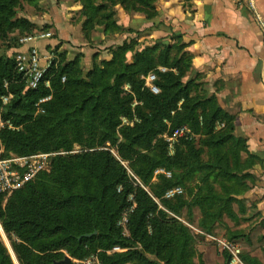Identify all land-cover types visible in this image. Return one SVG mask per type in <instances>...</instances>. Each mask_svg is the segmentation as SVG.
Here are the masks:
<instances>
[{
    "label": "trees",
    "instance_id": "obj_1",
    "mask_svg": "<svg viewBox=\"0 0 264 264\" xmlns=\"http://www.w3.org/2000/svg\"><path fill=\"white\" fill-rule=\"evenodd\" d=\"M17 1L0 0V29L29 24L14 20ZM74 1L82 5L85 35L99 24L111 35L120 30L119 10L140 12L152 19L159 0ZM170 39L171 43L137 50L131 62L126 56L135 43H124L112 60L96 66L87 79L78 65L57 60L46 75L51 91L43 85L32 90L21 81L14 63L18 42L10 47L12 56L0 57V108L1 96H12L1 116L15 128L21 127L0 131L7 152L31 155L68 152L73 144L89 149L109 144L129 162L139 181L135 184L109 151L53 157L49 174H41L15 191L6 211L0 209L5 231L22 242L12 245L20 264L62 261L66 256L61 250L78 260L96 254L100 264H196V258L203 264L190 230L180 221L183 211L190 219L198 208V227L206 234H212L218 225L224 227V216L235 218L232 196L240 193L251 166L250 156L241 159L247 153L246 142L234 135L233 116L221 109L214 95L207 96L201 75L193 73L181 36L171 35ZM159 67L166 70L161 72ZM150 72L156 77L157 95L144 86L142 77ZM128 84L131 94L125 95L123 87ZM48 95L51 100L43 105L44 113L34 116L35 103ZM133 98L142 103L136 108L139 122L121 128L118 142L119 119L132 117ZM165 121L171 130L188 125L192 133L191 138L179 140L171 157L160 137L169 131ZM158 168L170 171L171 177L160 174L152 182ZM176 186L182 187L183 194L165 199V192ZM130 194L135 207L128 216L129 234L125 235L118 222L131 207ZM115 246L125 250L108 254ZM222 256L228 264V255ZM243 261L262 264L249 254H243ZM0 264H12L1 243Z\"/></svg>",
    "mask_w": 264,
    "mask_h": 264
},
{
    "label": "crops",
    "instance_id": "obj_2",
    "mask_svg": "<svg viewBox=\"0 0 264 264\" xmlns=\"http://www.w3.org/2000/svg\"><path fill=\"white\" fill-rule=\"evenodd\" d=\"M254 3L264 21V0ZM122 25L143 39L168 42L171 35L181 36L207 96L214 95L221 109L233 116L234 135L246 142L241 159L251 157L245 172L249 177L232 196L235 218L224 219L226 229L241 230L251 217L264 220V45L251 11L241 0H160L155 18L125 14ZM58 35L61 39L67 33Z\"/></svg>",
    "mask_w": 264,
    "mask_h": 264
},
{
    "label": "rangeland",
    "instance_id": "obj_3",
    "mask_svg": "<svg viewBox=\"0 0 264 264\" xmlns=\"http://www.w3.org/2000/svg\"><path fill=\"white\" fill-rule=\"evenodd\" d=\"M156 7H157V3H156ZM81 10H82L81 3L74 0H18L15 7L16 14L14 20L23 19L27 21L29 24L14 27L9 30H5L4 28L0 29V57L12 56L14 53L13 52L14 49L10 47L14 45L15 42H18L19 37L23 36L24 33H28L34 30H39L41 28H49L53 31L52 39L48 41L39 42L37 44L38 48L44 53H48L50 51L55 52L57 56V60L58 61L62 60V63H73L78 65L81 71V76L87 79V76L89 75L88 73L92 71L96 66H102L103 62L112 60L114 54L118 51V47L123 46L124 43H127V45L128 44L132 45L135 43L133 50L128 52L126 56L127 61L131 62L135 52L145 46H152L153 44L156 43L172 42L171 39L168 42L159 41L155 38L143 39V35H136L138 33L135 31L129 32L133 30L129 28H124L122 25V19L124 18V15L125 14H128L130 16H135L139 14L143 16L145 15L140 12L127 13L124 12L123 10H119L116 15V19L120 26V30L118 32L112 33L111 35L105 34L103 26L99 24L93 27L92 30H89L88 35H85V32L83 31V26L86 18L82 16ZM52 28L53 29L56 28L55 29L56 33ZM72 29L74 31H72ZM75 30L76 31L78 30V32L80 31L82 35H76ZM59 31L62 32V34L66 32L67 35L62 36L63 38L59 39V37L61 36L58 35ZM126 33L127 34L130 33L131 35L128 36L116 35V34H126ZM149 74H151V72ZM147 75L145 77H147ZM145 77H142V79H144V86L148 88V86L146 85ZM4 86L5 88H7V83H5ZM123 94L125 95L131 94L129 84L123 87ZM3 97L4 96H1L2 107L0 108V115L4 110L3 109L4 105H6L11 99L10 98L8 102L4 103L2 100ZM139 106H142V103L137 101L135 98H133V101L130 106L132 117H127V116L120 117L119 126L117 127V136L119 139L118 142L121 141V135L119 133V130H121V128L133 127L135 123L139 122V118L137 116V111H136V108ZM37 115L39 114H36L34 112V116ZM7 122L10 124V127L8 125H5L4 127L0 128V131L5 127L12 131L14 130L17 131L21 129V127L15 128L9 120H7ZM165 123L169 131H167L160 137L166 144L167 155L171 157L175 155V149H174V153L170 155L167 148L166 138L173 132V130H171L170 123L168 121H165ZM195 139L198 140L200 139V137L195 136ZM178 142L175 144V148ZM95 150L109 151L116 158V160L125 168L129 178L135 181V184H139L138 179L136 178V176L134 175V173L130 168L129 162L123 161L121 157L118 155L117 148L111 147L109 144H106V146L102 147V149L101 148L89 149L82 145L73 144L72 149L68 152L58 151V152L33 153L31 155L47 154V158L44 160L45 161L44 170L39 172L37 176L29 183L35 182L41 174H49L51 172L53 166L52 165L53 157L59 155L63 156L66 154L74 155L86 151L92 152ZM0 156L2 158H9L12 156L19 157V156H29V155H18L12 152H7L2 142L0 141ZM203 157L206 158L205 155H203ZM151 181L157 182V178H154L153 176ZM27 184H25L20 189H23ZM120 190H121V186H119L118 188V191ZM14 193L15 191L11 195L2 196L0 198V209L2 211H6ZM129 203L131 204L132 207V202L129 201ZM183 212L184 213H182V217L180 218V221L190 230L194 238V247L203 264H224V260L221 259V255H220L221 253H219V251L216 249V245L214 244L213 241L210 240L208 236L227 238L229 240L236 241L241 245L243 249V254H249L252 257H256L257 259L260 260L262 264H264V220H260L259 217H251L247 219V221L245 222L246 223L245 228L231 232L228 229H226L227 231L225 230V227L227 228V224L224 221L225 218L228 219L231 218L224 216L223 217L224 227L218 225L215 227L212 234H206L201 228L198 227V221L199 219H201L200 210L194 208L192 211V217L190 219L186 215L187 212L186 211ZM125 214L128 217L129 214L131 213L130 212L127 213V210H125L121 215V218ZM118 226L121 228L119 224ZM228 232L231 234L240 233L242 234V236H238L237 238H232L231 237L232 235L229 236L230 234ZM128 234L129 233L126 229L125 235ZM0 243L6 248L12 264H20L17 255L12 249V245L19 244L22 242L14 234H8L5 231L1 218H0ZM60 252L63 253L66 257H69L71 259V263L73 264H94V259L97 258L96 254H92L85 259L78 260L71 258L66 253L65 250H61ZM88 260H90V262ZM195 261L196 264H199L197 258L195 259Z\"/></svg>",
    "mask_w": 264,
    "mask_h": 264
},
{
    "label": "built area",
    "instance_id": "obj_4",
    "mask_svg": "<svg viewBox=\"0 0 264 264\" xmlns=\"http://www.w3.org/2000/svg\"><path fill=\"white\" fill-rule=\"evenodd\" d=\"M241 4L246 6L252 13L255 21L259 23L262 33V41L264 45V21L257 13L254 0H241ZM53 37V31L51 29H39L34 30L31 34H25L18 39L19 48L16 51L14 57L15 69L21 76V80L25 82L28 88L35 90L40 86H44L51 91L50 82L46 79L47 72L55 65L57 61L56 53L50 51L44 53L41 51L37 44L42 41L51 40ZM159 70L164 72L166 69L160 67ZM156 77L154 73H151L145 77L146 85L152 93L156 94L159 89L155 86L154 82ZM62 82L65 81V77H62ZM263 84H264V69H263ZM12 96L8 94L3 97V102L6 103ZM51 100V95L45 96L37 100L35 103V113L43 114V105ZM125 120V119H124ZM10 124L4 121L0 115V128ZM220 125L219 127H222ZM192 133L188 125H182L173 130V132L166 138L167 148L169 154L174 153L175 144L182 138H191ZM47 154L29 155V156H12L9 158H2L0 156V196L11 195L14 191L20 189L25 184L32 181L39 172L44 170L45 159ZM165 175L167 178L171 177V172L162 168H158L154 171V178L158 175ZM183 189L180 186L168 189L165 194V199H173L181 196ZM128 200L132 202V207L127 209L128 212H132L135 207L133 196L130 194ZM128 222L127 215H123L118 224L123 229L125 234L126 225ZM211 241L216 245V249L219 253L226 254L229 257L228 264H246L243 261V249L241 245L233 240L227 238H219L215 236H208ZM124 249L115 246L111 250L107 251L108 254L114 252H122ZM90 262V260H88ZM94 264H100L98 258L94 259Z\"/></svg>",
    "mask_w": 264,
    "mask_h": 264
},
{
    "label": "water",
    "instance_id": "obj_5",
    "mask_svg": "<svg viewBox=\"0 0 264 264\" xmlns=\"http://www.w3.org/2000/svg\"><path fill=\"white\" fill-rule=\"evenodd\" d=\"M53 264H71V259L69 257H65L64 260L55 262Z\"/></svg>",
    "mask_w": 264,
    "mask_h": 264
}]
</instances>
